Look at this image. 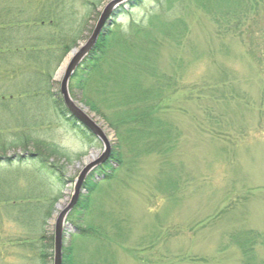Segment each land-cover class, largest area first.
<instances>
[{
  "label": "rangeland",
  "instance_id": "374dc122",
  "mask_svg": "<svg viewBox=\"0 0 264 264\" xmlns=\"http://www.w3.org/2000/svg\"><path fill=\"white\" fill-rule=\"evenodd\" d=\"M109 1L1 0L0 6L19 3L34 14L44 5L48 17L70 21L72 45L49 80L58 91L55 72L85 42ZM106 28L101 59L72 93L109 137L115 155L112 173L97 179L77 223L97 226L101 234L79 239L67 223L62 247L73 245L76 264H264V0H129ZM134 42L149 52L153 76L168 83L166 90L145 82L164 95L156 112L163 132L157 129L152 139L163 147L148 153L150 140L133 133L136 125L112 124L110 100L97 87ZM12 106L0 112L9 138L26 132L28 149L43 142L40 149L53 146L72 162L69 181L57 190L18 157L21 149L7 152L11 160L0 164V182L9 184H0V197L30 190L42 217L36 235L33 218L19 210L23 202L0 204V264H52L58 205L68 202L85 159L98 156L102 145L85 147L51 105L44 104V113L37 111L28 125L19 123L21 111ZM51 158L64 161L58 154Z\"/></svg>",
  "mask_w": 264,
  "mask_h": 264
},
{
  "label": "trees",
  "instance_id": "16d2710c",
  "mask_svg": "<svg viewBox=\"0 0 264 264\" xmlns=\"http://www.w3.org/2000/svg\"><path fill=\"white\" fill-rule=\"evenodd\" d=\"M134 1L137 2L138 0ZM17 4L10 5L4 2L0 6V112L13 104L14 109L21 111L20 117H18L19 123L28 125L27 121L35 122L37 111L44 113V104L51 105L63 121L79 136L85 147L88 149L96 147L99 145L97 139L69 114L58 91L53 90V86L49 82L51 72L60 57L72 45V41L68 39L71 32L69 29L70 21L67 20L64 23L61 19L56 21L54 17H48L50 12L44 5L33 14V12L26 11L24 5ZM61 17L63 18L64 15ZM65 17L68 16L65 15ZM104 31L105 33L103 32L98 37L94 47L71 75L68 82L71 97H73L74 88L78 87L79 84L81 87L83 81L86 83V79L101 59L106 39L110 33L107 28ZM147 52L135 42L129 45L111 72L101 76L97 85L99 92L106 97L104 99L109 98L110 104L108 106L114 110L113 122L115 123L112 124L118 125L126 122L129 125H136L138 129L133 133L150 140L145 145L144 153H148L153 147H163V145H157V141L152 139L155 132L158 133V126L161 125L156 112L164 99L161 90H152L146 86L145 82L159 83L165 89L168 86L167 79L153 76L154 69L148 65ZM88 104L97 114L104 115L96 103ZM10 114L13 115L14 113L11 111ZM6 122V119H3L0 114V164H6L11 160V158L6 157L8 151L19 148L23 154L18 155V157L25 159L27 164L47 180L52 188L60 190L69 181L66 177V167L72 162L70 157L64 153L59 154L53 146H45V149H40L43 147V142H34V145H31L33 150L28 149L29 142L32 141L30 136L26 132L18 131L14 133L13 138H9L8 130H5ZM160 131L159 135L163 132ZM53 154H58L64 161L51 158ZM74 156L79 159L81 155L75 154ZM110 160L96 167L88 175L83 185L85 194L79 197L76 205L67 215L66 222L75 228L74 236L77 238L98 240L100 237L99 227L92 225L83 227L77 223L83 220L86 197L96 188L97 179L109 178L113 171L112 165L115 161V155L112 152ZM2 182L9 184L8 181ZM33 197L35 196L30 190L21 195H2L0 204L23 202L20 204L19 210L25 217L27 216V219L28 215L34 219H31L34 223L32 230L34 229L33 233L38 235L39 225L36 223L39 219L37 217H42V211L41 205L38 203L31 204L30 200ZM45 214L48 215L49 212ZM39 238L41 239L42 236ZM48 247L51 245L48 244ZM44 256H46L44 251L40 249L38 257L43 259ZM61 264H76L72 244L62 247Z\"/></svg>",
  "mask_w": 264,
  "mask_h": 264
},
{
  "label": "water",
  "instance_id": "95a60500",
  "mask_svg": "<svg viewBox=\"0 0 264 264\" xmlns=\"http://www.w3.org/2000/svg\"><path fill=\"white\" fill-rule=\"evenodd\" d=\"M128 1L129 0H110L107 2L99 13L88 38L85 42L72 48L67 53L54 75V80L59 83L58 93L62 99L64 107L72 117H74L97 139L102 145V150L100 154L91 161L84 162L82 168L73 180L72 192L68 202L59 210L56 218L52 221V264H61L62 262V236L64 229L67 227L66 218L76 205L79 197L85 193L83 185L86 178L96 167L107 161H111V142L109 137L105 134L103 129L73 101L69 94L68 82L75 69L94 47L98 37L104 32L105 28L111 24V16L120 5Z\"/></svg>",
  "mask_w": 264,
  "mask_h": 264
},
{
  "label": "bare ground",
  "instance_id": "6f19581e",
  "mask_svg": "<svg viewBox=\"0 0 264 264\" xmlns=\"http://www.w3.org/2000/svg\"><path fill=\"white\" fill-rule=\"evenodd\" d=\"M93 158H94V156L91 155V156H89V157H87V158L85 159V162L91 161ZM62 208H63V207H62V204L58 205V209H59V210L62 209Z\"/></svg>",
  "mask_w": 264,
  "mask_h": 264
}]
</instances>
